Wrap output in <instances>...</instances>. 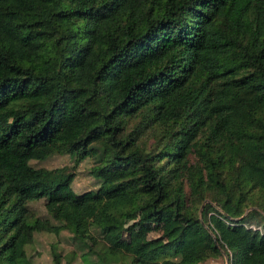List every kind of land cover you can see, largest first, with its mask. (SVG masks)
<instances>
[{"label": "trees", "instance_id": "trees-1", "mask_svg": "<svg viewBox=\"0 0 264 264\" xmlns=\"http://www.w3.org/2000/svg\"><path fill=\"white\" fill-rule=\"evenodd\" d=\"M168 219L196 226L178 256L109 240ZM64 229L66 262L264 264V0H0V264Z\"/></svg>", "mask_w": 264, "mask_h": 264}, {"label": "rangeland", "instance_id": "rangeland-1", "mask_svg": "<svg viewBox=\"0 0 264 264\" xmlns=\"http://www.w3.org/2000/svg\"><path fill=\"white\" fill-rule=\"evenodd\" d=\"M40 158L31 159L29 162L32 166L38 167H55L66 165L70 167L73 164V157L66 153H57L47 148L39 150ZM92 160L83 158L76 165L73 166L74 178L70 184L74 192H81L86 189H93L97 185V180L89 172ZM204 201H208L205 199ZM199 206V214L202 208ZM29 207L39 216H44V209L42 201H29ZM137 215H129L125 217L121 223L126 225L135 220ZM196 226H184L183 222L178 219H168L161 222H145L144 224L136 227L130 232L115 233L109 235V240L112 244L120 247L127 253L139 254L146 247H153L155 252L159 251L160 245H165L167 248L176 250V256L179 255L185 248V238L192 236L195 232ZM30 245L26 246L27 254L30 255L34 264H52L50 255L48 253V244L55 241L56 250L59 251L61 256L60 264H81L78 257H75L69 262H66V252L76 249V243L72 240L71 234L68 230H62L58 235L52 236L42 232H34ZM223 251L219 254H208L207 257L198 264H223L226 261Z\"/></svg>", "mask_w": 264, "mask_h": 264}, {"label": "built area", "instance_id": "built-area-1", "mask_svg": "<svg viewBox=\"0 0 264 264\" xmlns=\"http://www.w3.org/2000/svg\"><path fill=\"white\" fill-rule=\"evenodd\" d=\"M250 226L253 227V228H259V227H254L253 225H250ZM226 261H227V262L224 261L223 264H230V262L228 261V259H227Z\"/></svg>", "mask_w": 264, "mask_h": 264}, {"label": "water", "instance_id": "water-1", "mask_svg": "<svg viewBox=\"0 0 264 264\" xmlns=\"http://www.w3.org/2000/svg\"><path fill=\"white\" fill-rule=\"evenodd\" d=\"M224 259H226L227 260V257L225 256V258Z\"/></svg>", "mask_w": 264, "mask_h": 264}]
</instances>
